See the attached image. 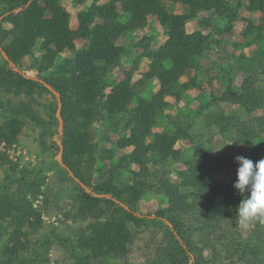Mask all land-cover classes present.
<instances>
[{
    "label": "rangeland",
    "instance_id": "1",
    "mask_svg": "<svg viewBox=\"0 0 264 264\" xmlns=\"http://www.w3.org/2000/svg\"><path fill=\"white\" fill-rule=\"evenodd\" d=\"M41 1L39 0L38 5ZM59 1L72 29L78 27V13L88 10L95 2ZM105 1L107 0H97V3ZM237 1H241V6L238 8V17L230 24V28L226 19H219L211 11H201L197 16L186 20V30L200 31L208 37V44L181 76L176 89L178 98H165L168 106L155 117L152 132L147 137L150 141L156 133L175 134L177 140L174 148L177 153L163 164L156 155L151 154L144 166L151 172L148 179H153L154 174H163L181 187V172L186 169L185 163L192 158L194 146L202 144L212 152V156L220 158L226 164L207 174V179L229 187L239 204L242 197L233 187L239 165L234 158L242 155L255 163L264 157V129L259 130V136L248 142L235 129L221 131L218 126L207 124V121L215 113L246 120L260 115L261 111L248 114L241 106L223 101H214L209 107L204 106L212 97H221L229 82L237 88L247 74L243 72L244 62L247 61L245 58L264 50V11H249L246 8L247 0H228L231 6H235ZM163 4L173 14L189 13L182 3L164 1ZM125 20L126 16L123 14L118 18L119 22ZM2 27L10 28L11 24L4 22ZM165 39L163 27L151 16L143 27L122 34L116 40L124 48L118 63L108 71L100 70L101 78L106 84L105 94L110 92L111 85L129 77L130 83L138 92L137 97L149 100L159 85L156 79L145 78L144 74L151 60L147 50L159 51ZM87 46L88 42L80 39L76 42L74 51L62 52L55 58L53 67L41 76L57 74L59 65L72 59ZM41 54L37 45L33 49V56L23 58L25 75L36 77L37 72L29 67ZM3 63L0 56V65ZM12 66L17 68L14 64ZM180 84L187 86L181 89ZM33 98V109L42 122L37 123L24 117V124L16 141L11 145L0 141V151L7 158L6 162L0 164V201L6 198L3 207L9 205L10 200L18 202L21 207L17 209L13 206L12 215L5 217L2 216L5 210L0 208V264H70L75 260V255L85 254L76 246L79 231L92 221H104L113 214L112 207L109 209L104 202H100L87 213L80 212L79 206L82 204L76 199L78 187L56 159V145L59 146L58 142L61 145L63 143V136L59 137L63 132L58 131V120L52 110V106L57 104L56 97L54 99L50 93H40L37 90L33 93ZM0 99L12 102L29 100L25 95H14L2 90ZM137 106L138 99L134 98L129 105L118 108L114 113L103 109L102 114L91 122V152L94 158L92 186L111 180L114 185L123 189L133 183V172L140 170V163L129 160L132 146L119 148L118 142L129 133L135 123L146 119L137 114ZM3 113L0 110V122L3 120ZM71 129L72 126L66 128V133L69 134ZM26 181L32 185H25ZM183 191L190 193L193 190L185 188ZM193 198L195 197L188 195L190 206L186 211L171 212L167 211L168 200L164 194L147 188L141 195H135L130 205L145 221L138 226L134 223L130 225L135 235L129 244L127 255L120 259L90 257L88 264H172L162 250L166 240L165 219L153 220L162 210L165 212L164 217L178 215L184 222L182 231L190 232L194 251L202 253L204 257L202 264H224L222 259L230 256V259L237 260L236 255L241 252L239 249L245 243L254 245L258 238L263 237L256 225L257 221L247 225L236 221L229 226L218 222L217 226L210 228L211 224L204 223L206 207L201 200L195 201ZM29 204L34 210V214L29 216L31 224L23 220ZM102 210L104 211L101 213ZM148 215L154 217L147 218ZM206 235H209L208 241L204 239ZM180 243H183L182 239ZM250 256L252 257L249 254L248 258ZM245 260H237V264H252ZM188 264H193V260H188Z\"/></svg>",
    "mask_w": 264,
    "mask_h": 264
},
{
    "label": "trees",
    "instance_id": "2",
    "mask_svg": "<svg viewBox=\"0 0 264 264\" xmlns=\"http://www.w3.org/2000/svg\"><path fill=\"white\" fill-rule=\"evenodd\" d=\"M164 1L182 3L186 5L189 13L173 14L167 11ZM38 2L39 0H0V46L19 69L14 70L0 53L4 61L0 65V90L14 95H25L29 99L18 102L0 99V110L4 112L0 122V141H5L8 145L13 144L24 124V117L37 123L42 122L32 106L35 103L34 92H48L55 99V95L42 83L24 75L26 69L22 60L25 56H33L34 47L39 45L42 54L29 69H34L37 72L35 78L50 84L60 95L63 134L59 137L63 136L62 162L74 176L91 189L86 192L75 182L79 191L76 199L82 204L79 210L81 213H87L100 202H104L109 209L112 207L113 212L104 221H92L79 231L76 246L85 254L75 255V260L70 264H88L90 257L124 258L135 235L130 225L134 223L138 226L145 221L130 205L131 200L147 188L164 194L168 200L167 211L171 212L186 211L190 206L187 201L189 194L195 197V201L201 200L207 209L204 223L211 224L210 228L217 226L218 222L229 226L238 221L237 199L231 194L229 187L206 177L226 164L220 158L212 156V152L202 144L194 146L192 158L185 163L186 169L181 172V187L163 174H154L153 179H148L151 172H148L144 165L151 154L156 155L163 164L177 153L174 148L177 140L175 134L156 133L150 141L147 137L152 132L155 117L168 106L165 98H178L176 89L181 76L207 47L208 37L200 31L188 32L186 20L197 16L201 11H211L219 19H226L230 28V24L238 17L241 1L231 6L228 0H107L102 4L95 0L88 10L78 13L79 23L76 29L70 28L59 0H42L39 5ZM247 2L246 8L249 11H264V0ZM121 14L126 16L124 22L118 21ZM150 16L158 20L166 35L159 51L147 50L151 60L144 75L147 80L156 79L159 85L157 91L149 100L137 97L138 92L127 77L124 81L111 85L110 92L105 94L106 84L101 78L100 70L108 71L118 63L124 53V48L118 45L116 40L128 31L143 27ZM4 22L10 23L11 27H2ZM80 39L88 42L87 48L59 65L57 74L41 76L53 67L55 58L62 52L74 51L76 42ZM245 59L247 61L244 62L243 72L247 74L240 85L235 88L229 82L221 97H212L204 106L209 107L214 101H223L241 106L248 114L260 110V115L246 120L215 113L211 115L210 121H207V124L218 126L221 131L233 128L250 142L259 136V130L264 129V50ZM186 86L180 84L181 89ZM134 98L138 99L137 114L146 119L135 123L129 133L119 140L118 146H132L129 160L139 162L140 170L133 172V183L123 189L114 185L111 180L92 186L94 158L91 152L90 124L102 114L103 109L114 113L118 108H125ZM52 110L56 113L57 104L52 106ZM69 126H72V129L67 134L66 128ZM56 147L59 151V146ZM6 161V155L0 151V164ZM24 184L30 186L31 183L26 181ZM185 188H191L193 191L187 193L183 191ZM93 193L103 194L104 197L94 196ZM5 200L6 198L0 201V208L5 210L3 217L12 215L13 206L21 208L14 200H10L9 205L3 207ZM28 206L23 220L31 224L29 216L34 214V210L30 204ZM21 211L22 209L19 212ZM164 213L163 210L159 211L153 220L165 219L166 240L162 248L165 256L172 264H188V260H193V264H202L204 257L202 253L194 251L190 232L182 231L184 222L178 215L164 217ZM146 217L151 218L150 215ZM166 221L170 222L171 226ZM256 225L263 237L258 238L254 245L245 243L239 249L241 252L236 255L238 261L246 259L245 262L252 264H264V223L257 221ZM177 237H180L183 243H180ZM207 237L209 235L204 236V239L207 240ZM249 254L252 257L248 258ZM230 257L223 258V263L237 264L238 261Z\"/></svg>",
    "mask_w": 264,
    "mask_h": 264
},
{
    "label": "clouds",
    "instance_id": "3",
    "mask_svg": "<svg viewBox=\"0 0 264 264\" xmlns=\"http://www.w3.org/2000/svg\"><path fill=\"white\" fill-rule=\"evenodd\" d=\"M234 159L239 166L233 187L242 197L236 208L238 222L241 225L252 221L264 223V157L255 163L242 155Z\"/></svg>",
    "mask_w": 264,
    "mask_h": 264
},
{
    "label": "water",
    "instance_id": "4",
    "mask_svg": "<svg viewBox=\"0 0 264 264\" xmlns=\"http://www.w3.org/2000/svg\"><path fill=\"white\" fill-rule=\"evenodd\" d=\"M0 19H1V17H0ZM0 53L3 56V58L8 61L9 65L12 66L13 65L12 61L9 60L6 52L1 48V46H0ZM14 70L19 71L17 68H14ZM25 76L26 77H31V76H28V75H25ZM33 78L35 80L39 81L40 83H42L49 91H51L55 95L56 101H57V110H56L55 116H56V118L58 120V131L61 132L62 131V128H63V121H62V117L60 115L61 101H60V95H59V93L50 84H48L44 80L39 79V78H35V77H33ZM58 145H59V151H58V154H57V157H56L57 162L60 163L68 171L69 175L74 179L75 182H77L81 187H83V189L86 192H90L91 189L88 186H86L82 181H80L76 176H74L73 172L71 170H69L67 168V166L62 162V157H61L62 145H61L60 142H58ZM93 195L94 196H97V197H103L104 196L103 194H97V193H93ZM150 217H154V216H150ZM166 223L169 226H171V223L170 222L166 221ZM179 240L181 242V239H179Z\"/></svg>",
    "mask_w": 264,
    "mask_h": 264
}]
</instances>
